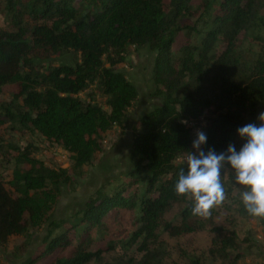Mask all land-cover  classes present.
I'll return each mask as SVG.
<instances>
[{
  "label": "trees",
  "instance_id": "1",
  "mask_svg": "<svg viewBox=\"0 0 264 264\" xmlns=\"http://www.w3.org/2000/svg\"><path fill=\"white\" fill-rule=\"evenodd\" d=\"M133 47L156 54L153 81L163 93L138 123L133 168L72 219L51 221L72 172L94 163L104 135L138 100L119 70ZM69 53L73 64L53 62ZM6 86L15 92L0 103V124L31 141L0 140V246L52 228L22 264H246L251 242L264 245V221L244 210L232 173H223L227 199L206 219L174 191L187 171L177 160L195 151L198 130L205 151H239L237 129L259 123L264 0H0V94ZM91 86L105 106L78 97ZM37 139L67 152L70 169L37 158Z\"/></svg>",
  "mask_w": 264,
  "mask_h": 264
},
{
  "label": "rangeland",
  "instance_id": "2",
  "mask_svg": "<svg viewBox=\"0 0 264 264\" xmlns=\"http://www.w3.org/2000/svg\"><path fill=\"white\" fill-rule=\"evenodd\" d=\"M155 57L156 54L148 47L138 51L134 47L130 49L129 62L121 65L119 70L137 88L138 100L129 110L123 126H114L104 135L103 151L97 155L94 163L78 172H72L73 180L71 184L62 187L61 195L51 215V221L59 223L72 219L91 198L103 190V187L123 178L133 168L130 153L134 136L140 131L138 123L145 114L163 102V93L158 90L153 81ZM74 60L75 55L69 53L54 58L53 62L56 65L73 64ZM14 92L15 87H4L0 94V103L10 102ZM78 97L87 103L105 106L106 98L95 86H91ZM3 119L0 118V121ZM8 125L9 122L0 124V140L16 141L15 137H21L26 141H31L28 135L23 136L18 131L14 132V137ZM37 140L40 144V150L36 153L37 158L45 159L50 166L70 169L67 152L42 139ZM177 163L185 164L184 158L178 159ZM255 223V220H251L252 225L255 226ZM51 229L50 222L45 223L30 230L22 237L13 238L6 246H0V264H22L26 258L41 248ZM195 239L199 247L207 245L204 237L198 236ZM245 253L247 254L246 264H264L262 240L251 242ZM211 264H216V262Z\"/></svg>",
  "mask_w": 264,
  "mask_h": 264
},
{
  "label": "clouds",
  "instance_id": "3",
  "mask_svg": "<svg viewBox=\"0 0 264 264\" xmlns=\"http://www.w3.org/2000/svg\"><path fill=\"white\" fill-rule=\"evenodd\" d=\"M258 120L259 125L248 123L237 129L238 136L245 141L239 151L234 144L219 153L214 148L205 151L207 135L197 131L192 144L195 151L187 152L184 158L187 171L180 170L174 188L177 196L192 200V216L206 219L225 202L223 173L227 170L234 175L244 210L264 221V112Z\"/></svg>",
  "mask_w": 264,
  "mask_h": 264
},
{
  "label": "built area",
  "instance_id": "4",
  "mask_svg": "<svg viewBox=\"0 0 264 264\" xmlns=\"http://www.w3.org/2000/svg\"><path fill=\"white\" fill-rule=\"evenodd\" d=\"M199 131V130H198ZM197 133V132H196Z\"/></svg>",
  "mask_w": 264,
  "mask_h": 264
}]
</instances>
